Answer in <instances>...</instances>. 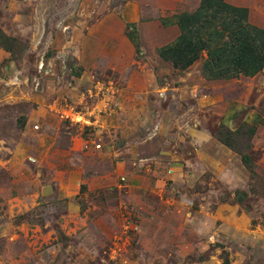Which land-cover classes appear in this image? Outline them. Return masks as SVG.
Returning a JSON list of instances; mask_svg holds the SVG:
<instances>
[{
	"label": "rangeland",
	"instance_id": "obj_1",
	"mask_svg": "<svg viewBox=\"0 0 264 264\" xmlns=\"http://www.w3.org/2000/svg\"><path fill=\"white\" fill-rule=\"evenodd\" d=\"M144 7L0 0V264H264V85L165 67Z\"/></svg>",
	"mask_w": 264,
	"mask_h": 264
},
{
	"label": "crops",
	"instance_id": "obj_2",
	"mask_svg": "<svg viewBox=\"0 0 264 264\" xmlns=\"http://www.w3.org/2000/svg\"><path fill=\"white\" fill-rule=\"evenodd\" d=\"M143 2L140 14L130 13L134 46L157 54L170 70L197 73L210 84L258 80L264 85V18L247 0ZM260 118L247 120L256 127Z\"/></svg>",
	"mask_w": 264,
	"mask_h": 264
},
{
	"label": "trees",
	"instance_id": "obj_3",
	"mask_svg": "<svg viewBox=\"0 0 264 264\" xmlns=\"http://www.w3.org/2000/svg\"><path fill=\"white\" fill-rule=\"evenodd\" d=\"M7 41H9V39H6V42H7ZM0 46H1L2 48H5L6 45H3V44L0 43ZM253 127L256 128L255 126H253ZM255 133H256V130L254 129L252 135L254 136ZM220 140H221L225 145H227V146H229V147L232 146L231 143H230L229 141H224V140H222V139H220Z\"/></svg>",
	"mask_w": 264,
	"mask_h": 264
}]
</instances>
